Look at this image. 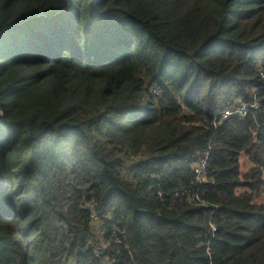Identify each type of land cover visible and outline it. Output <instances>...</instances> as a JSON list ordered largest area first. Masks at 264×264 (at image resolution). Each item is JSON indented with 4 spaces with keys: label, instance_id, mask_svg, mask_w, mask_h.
I'll return each mask as SVG.
<instances>
[{
    "label": "trees",
    "instance_id": "1",
    "mask_svg": "<svg viewBox=\"0 0 264 264\" xmlns=\"http://www.w3.org/2000/svg\"><path fill=\"white\" fill-rule=\"evenodd\" d=\"M263 184L264 0H0V264H264Z\"/></svg>",
    "mask_w": 264,
    "mask_h": 264
},
{
    "label": "built area",
    "instance_id": "2",
    "mask_svg": "<svg viewBox=\"0 0 264 264\" xmlns=\"http://www.w3.org/2000/svg\"><path fill=\"white\" fill-rule=\"evenodd\" d=\"M259 106L258 103H251V104H246V103H240L237 102L235 105H233L230 108L225 109L221 117L223 119L229 117V116H237V117H244L248 112L251 110L257 109ZM206 167V159H202L194 168V172L197 175H201L204 173V168ZM103 247V246H102ZM104 248V247H103Z\"/></svg>",
    "mask_w": 264,
    "mask_h": 264
},
{
    "label": "rangeland",
    "instance_id": "3",
    "mask_svg": "<svg viewBox=\"0 0 264 264\" xmlns=\"http://www.w3.org/2000/svg\"><path fill=\"white\" fill-rule=\"evenodd\" d=\"M251 162L249 161L248 157L244 154H241L239 157V170L241 173H244L249 167ZM259 197L256 199V202L264 201V184L262 185Z\"/></svg>",
    "mask_w": 264,
    "mask_h": 264
}]
</instances>
